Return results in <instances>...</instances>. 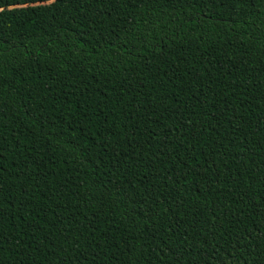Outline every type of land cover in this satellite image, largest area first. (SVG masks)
<instances>
[{"label": "trees", "instance_id": "trees-1", "mask_svg": "<svg viewBox=\"0 0 264 264\" xmlns=\"http://www.w3.org/2000/svg\"><path fill=\"white\" fill-rule=\"evenodd\" d=\"M0 264H264V0H0Z\"/></svg>", "mask_w": 264, "mask_h": 264}]
</instances>
